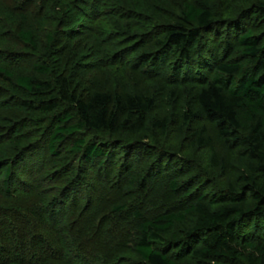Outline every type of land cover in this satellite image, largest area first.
<instances>
[{"label": "rangeland", "instance_id": "obj_1", "mask_svg": "<svg viewBox=\"0 0 264 264\" xmlns=\"http://www.w3.org/2000/svg\"><path fill=\"white\" fill-rule=\"evenodd\" d=\"M192 1L62 0L59 4L64 11H47L45 19L44 14L7 16V8L0 5V19L9 22L10 28H29L35 36L36 48L32 49L18 42L9 26L7 32L0 31V66L15 76L37 75L31 63H44L51 71L41 78L65 77L77 98L105 91L121 96L143 94L155 101L146 116L147 131L142 134H81L86 141H128L113 148L105 165L91 166L70 156L63 145L58 156L47 152L48 134L67 106L57 88L51 93L57 106L44 109L49 102L35 103V96L0 78V264L23 260L30 264H146L132 249L142 220L180 211L199 196L206 202L215 193L242 190L244 177L253 174L256 163L240 152L236 141L221 137L213 120L196 115V95L212 77L214 58L238 54L233 34L240 25V30L248 28L264 44V16H252L250 9L258 0H208L222 24L205 34L201 46L193 47V56H207L209 66L185 68L175 62L174 55L158 53L151 36L176 22L182 3ZM47 34L53 37L51 43ZM5 53L27 58L7 61ZM155 121L161 127L151 126ZM7 166L11 178L4 187ZM66 166V175H62L61 167ZM136 177L142 178V184L134 182ZM70 180H78V194L69 195L64 206H55L60 189ZM170 180L178 183L175 190L169 186ZM44 202L54 204L52 210L41 211L49 231L32 226L20 210ZM90 219L97 222L96 228L77 233L86 229ZM191 222L187 216L165 237L183 236ZM68 233L77 240L71 241ZM24 245L31 253L24 249L23 256L13 260V250ZM34 252L45 259L36 258ZM178 262L195 264L189 255ZM221 264L251 263L240 257Z\"/></svg>", "mask_w": 264, "mask_h": 264}, {"label": "trees", "instance_id": "obj_2", "mask_svg": "<svg viewBox=\"0 0 264 264\" xmlns=\"http://www.w3.org/2000/svg\"><path fill=\"white\" fill-rule=\"evenodd\" d=\"M61 1L0 0V5L7 8V16L43 17L44 14L45 19L49 11H64L59 4ZM43 8L47 10L44 11ZM250 10L254 17L264 16V0H258ZM220 23L222 24L216 20L214 9L208 0L184 2L179 9L177 21L161 27L151 37H154L158 53L174 55L175 62L181 67L207 68L208 57L199 54L193 56V47L201 46L205 34L218 30L217 25ZM8 26L10 28L9 22L0 19L1 33L2 30L7 32ZM240 27L241 25L232 33L233 47H236L238 54L213 59L214 63L210 64L213 68L212 77L204 82L196 95V115L213 120L219 127L221 137L237 142L240 152L256 163L253 174L244 177L246 184L240 192L230 189L215 193L206 202L199 196L180 211H169L142 220L136 228L132 249L146 264H179L178 261L188 255L195 260V264H221L240 257L251 264H264V44H260L259 37L253 35L251 30H240ZM10 29L22 45L36 48L33 30L19 29L17 26ZM157 35L161 36L156 38ZM46 39L48 43L53 41L51 34H47ZM227 43L229 46L230 40ZM3 57L7 61L18 62H24L27 58L23 54L9 53H5ZM31 67L37 75L15 76L8 68L0 66V78L35 96V103L49 102L44 109L57 106L56 98L51 96L54 88H57L61 101L67 106L56 116V123L46 140V149L51 156H58V149L63 145L76 160L100 167L106 164L113 148L122 147L128 141L123 143L120 139L115 141L105 138L86 141L82 133L94 131L112 135L142 134L147 131L146 116L154 107L153 97L131 93L121 96L95 91L86 99H80L71 93L65 77L56 76L53 81L41 78L50 74L47 64L32 62ZM48 96L50 97L46 99ZM151 126L161 127V123L155 121ZM61 169L60 173L63 171L62 175H66L64 171L68 169L67 166ZM10 178L11 168L7 166L4 171V187L9 185ZM141 180V177L134 178L136 183L142 184ZM77 181H67L58 194L60 199H55V206H64L69 195L78 194L80 185ZM168 184L173 190L178 187L174 180H170ZM248 198L251 199L250 204L247 203ZM36 206L32 204L19 209L25 213L24 218L30 220L32 226H41L49 231L50 226L42 219L41 211L52 210L54 204L44 202L40 207ZM115 208L122 210L124 206ZM187 216L192 222L183 236L167 239L165 236L171 234L177 224L184 223ZM137 217L142 218L140 215ZM87 225L83 231L76 230L77 233L86 234L98 224L90 219ZM68 237L71 241L75 239L74 234L68 233ZM24 249L31 253V248L24 245L13 250L10 257L14 260L19 255L17 259H20ZM173 249H178L175 255L170 254ZM33 255L36 257L35 252ZM36 258L45 259L40 254ZM23 261L20 264H30Z\"/></svg>", "mask_w": 264, "mask_h": 264}]
</instances>
